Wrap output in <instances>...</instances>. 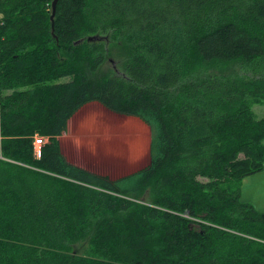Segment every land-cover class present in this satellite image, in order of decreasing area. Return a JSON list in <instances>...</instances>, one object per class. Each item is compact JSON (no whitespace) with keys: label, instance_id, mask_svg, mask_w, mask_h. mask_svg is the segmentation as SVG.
I'll list each match as a JSON object with an SVG mask.
<instances>
[{"label":"trees","instance_id":"trees-1","mask_svg":"<svg viewBox=\"0 0 264 264\" xmlns=\"http://www.w3.org/2000/svg\"><path fill=\"white\" fill-rule=\"evenodd\" d=\"M51 2L0 0V264H264V0H59L53 33ZM93 102L148 126L145 167L66 160Z\"/></svg>","mask_w":264,"mask_h":264},{"label":"rangeland","instance_id":"rangeland-1","mask_svg":"<svg viewBox=\"0 0 264 264\" xmlns=\"http://www.w3.org/2000/svg\"><path fill=\"white\" fill-rule=\"evenodd\" d=\"M118 68L121 69L120 65L109 58L100 70L104 73L111 70L119 72ZM211 71L212 69H208V73ZM67 81L68 78L61 80L63 83ZM253 110L258 118L264 116V107L256 105ZM40 138L44 139L36 135L34 141ZM150 139L148 126L137 118L113 113L103 105L93 102L76 112L68 122L66 131L58 137V142L62 154L70 164L96 176L117 181L148 164ZM44 140L47 141L48 138L45 137ZM36 149L34 146V156L37 159ZM140 200L142 201H137L148 202L145 197ZM72 249L78 255H85L88 245L79 242Z\"/></svg>","mask_w":264,"mask_h":264},{"label":"crops","instance_id":"crops-1","mask_svg":"<svg viewBox=\"0 0 264 264\" xmlns=\"http://www.w3.org/2000/svg\"><path fill=\"white\" fill-rule=\"evenodd\" d=\"M246 181H242L244 191L241 189V201L249 203L257 211L264 212V170L258 174L245 178Z\"/></svg>","mask_w":264,"mask_h":264},{"label":"water","instance_id":"water-1","mask_svg":"<svg viewBox=\"0 0 264 264\" xmlns=\"http://www.w3.org/2000/svg\"><path fill=\"white\" fill-rule=\"evenodd\" d=\"M59 2V0H52L51 2V15H50V21H51V32L53 33V30H54V16H55V10H56V6H57V3ZM100 38H98L97 36H93V37H90L87 39L88 42H92V41H95V40H98Z\"/></svg>","mask_w":264,"mask_h":264},{"label":"built area","instance_id":"built-area-1","mask_svg":"<svg viewBox=\"0 0 264 264\" xmlns=\"http://www.w3.org/2000/svg\"><path fill=\"white\" fill-rule=\"evenodd\" d=\"M44 139L40 138L39 140L35 139V141H34V146L37 148L35 151V155H36L37 159H39L41 156V153H40L41 146L44 145V143L46 142V140H44Z\"/></svg>","mask_w":264,"mask_h":264}]
</instances>
